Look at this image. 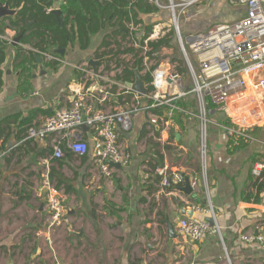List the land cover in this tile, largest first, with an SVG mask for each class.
<instances>
[{"label": "crops", "instance_id": "obj_1", "mask_svg": "<svg viewBox=\"0 0 264 264\" xmlns=\"http://www.w3.org/2000/svg\"><path fill=\"white\" fill-rule=\"evenodd\" d=\"M5 2L9 9L16 10L8 0L0 1ZM53 2L48 12L57 9L59 0ZM226 7L227 0H205L187 10L181 25L184 35L235 21L244 14L242 6L236 15ZM3 18L9 17L0 19ZM169 18L167 11L144 17L155 23H169ZM4 34L16 37L9 26ZM102 35H96L85 51L76 47L64 51L57 71L31 65L29 77L21 81L12 67L15 46L19 44L6 50L0 67V264H264V246L245 244L240 239L241 234L264 225V191L258 203L244 201L249 193L252 198L257 196L250 176L256 163L264 164V124L247 130L244 146L237 148L235 142L230 144L229 134L216 124L225 119L219 116L209 126L205 182L197 157L196 119H190L180 133L164 120L168 124L155 130L145 123L147 113H136L131 130L120 135L130 162L126 167L113 166L109 181L90 166L93 142L91 134L86 133L88 154L84 160L73 156L49 163V169L66 180L67 191L59 186L66 221L53 231L47 230L43 197L38 190L48 148L32 142L21 146L20 152H12L22 141L18 139L20 124L14 116L25 118L40 110L44 113H38L33 122L39 123L55 108L69 106L77 85L87 80L83 69L88 68L89 59H94ZM23 48L28 50L29 46ZM90 82L97 88L93 77ZM146 128L153 131V136L156 134L151 141L144 138ZM170 133L175 135V141L181 139L178 160L163 149L166 144L175 146L169 143ZM159 157L163 159L161 167L157 165ZM154 165L157 167L153 173ZM157 169L180 173L189 180L191 194L180 191L184 183L174 188L154 183ZM52 181L57 185L55 177ZM204 183L225 252L217 236L209 235L193 243L175 232L174 221L184 216L183 211L189 212L191 205L205 206ZM148 185L154 188L151 193L146 191ZM168 223L174 228L172 236Z\"/></svg>", "mask_w": 264, "mask_h": 264}, {"label": "built area", "instance_id": "obj_2", "mask_svg": "<svg viewBox=\"0 0 264 264\" xmlns=\"http://www.w3.org/2000/svg\"><path fill=\"white\" fill-rule=\"evenodd\" d=\"M147 1L159 11L168 12L169 23L153 25L142 45L131 34L124 40L117 38L119 46L112 44L110 49L113 52L120 50L121 53L98 66L95 75L97 88L94 82H90L92 70L83 69L87 80L74 89L75 98L70 105L55 108L51 115L27 129L26 140L45 144L51 151L42 160L45 167L40 175L38 190L40 197H43L45 224L49 232L66 221L63 198L59 188L49 178V163L63 157V148L77 158L88 154L83 126L91 134L93 142L90 166L109 181L112 175L109 163L126 167L130 162V155L120 135L131 130L137 111L143 106L146 110L159 106L173 109L172 102L192 96L197 107L198 160L205 182L209 126L218 118V113L225 114L230 127L220 122L216 124L228 134H244L264 124V0H228L230 5L238 4L244 8L240 18L216 23L203 32L187 35H182L180 31L181 19L187 10L205 0ZM129 29L131 32L135 30L132 26ZM170 32H173L176 52L173 47H163L154 53L147 46L149 41L165 38ZM0 39L8 43L13 41L5 34ZM128 48L139 49V55L124 53ZM45 58L55 60L49 55H45ZM136 61L142 68L140 75L149 74L151 78V89H147L146 95L141 98L130 90L128 82L116 80V76L122 75L126 67L134 68ZM129 94L131 96L128 98ZM147 116L149 125L155 130L168 124L149 112ZM263 168V163H256L252 167V175L260 177ZM156 172L161 177L159 185L162 188H174L184 183L180 173H167L164 169H157ZM204 186L206 188V183ZM205 193V206L191 205L192 216L184 215L175 220V232L193 243L201 242L209 235L217 236L225 252L207 188ZM200 215H205L212 223ZM240 239L245 244L264 246V225L241 234ZM226 261L230 263L228 259Z\"/></svg>", "mask_w": 264, "mask_h": 264}, {"label": "trees", "instance_id": "obj_3", "mask_svg": "<svg viewBox=\"0 0 264 264\" xmlns=\"http://www.w3.org/2000/svg\"><path fill=\"white\" fill-rule=\"evenodd\" d=\"M8 1L10 5L16 9V14L13 18L0 19V36L4 35L5 28L9 26L14 30L15 36L20 37L19 45L15 46L16 54L12 62V67L18 73L20 81L21 79L26 80L29 77V67L31 65L35 67L42 66L53 72L57 71L58 67L62 64L64 56L55 53V50L62 49L67 52L76 47L78 51H85L90 47L92 39L100 33H103V35L98 50L93 54L94 59H100L105 56L113 58L115 55L121 53L120 50L113 52L110 46L114 44L118 47L117 38L124 40L129 34L133 37H137L138 40H135V38L134 40L142 45L143 41L151 33L153 25L156 24V21H146L144 17L147 15H154L159 11L156 6L149 3L147 0H59L57 6V9L61 13V22H59L52 11L48 12V9L54 6L53 0ZM130 26L135 28V30L131 32L129 29ZM174 43L173 32H170L165 38L149 41L147 46L150 47L154 53H158L163 47H175ZM11 45L12 43L0 39V67L5 61L6 50ZM24 45L25 47L29 46V49L25 50L23 48ZM124 53H131L137 57L140 50L128 48L124 50ZM45 55L52 56L55 60H46ZM36 57L40 58V64H37ZM133 67L137 68L139 71L142 70L139 61H136ZM132 69L133 68L126 67L122 75L116 76V80L128 83L132 82L134 80ZM77 75L80 77L81 73ZM83 75L82 73V76ZM142 80L147 86V89L150 90L149 83L151 82V78L149 74L142 76ZM130 96L131 94L128 95V98ZM172 105L174 106L173 109L169 106H159L148 110L143 106L137 113L140 111L143 114L149 112L160 117L164 121H170L181 133V131H185L190 119L193 118L194 122L197 120V118L194 117L197 114L196 102L192 96H187L172 102ZM38 113L43 114L44 112L36 110L25 118H21L18 115L14 116L15 120H18L20 124V135L18 139L22 141L14 150L12 149V152H20L21 146H27L32 143L30 140L25 139L26 132L29 127L37 124L33 122ZM168 114H170V117H168ZM222 123L223 126L230 127L228 120L224 119ZM179 131L177 134H179ZM246 135L247 133L229 134L230 144H234L235 142L237 148L243 147L244 144L242 142L245 140ZM197 138L196 142L198 143ZM175 139V135L170 133L169 143H173L175 146L166 144L163 149L167 155L174 156L175 159L178 160V147L181 144V139L178 141H175ZM47 151L48 157L51 151L50 149ZM63 154V158L53 159L52 161L61 162L62 159H71L74 156L65 148H63ZM45 156L46 155L43 157ZM191 156L194 157V154L192 153ZM84 158H86L85 155L82 156L81 159L84 160ZM162 162L163 159L159 157L157 159V165L161 167ZM157 165L151 167L153 173ZM59 174L60 173L53 169H49V178L52 180L54 177L56 178L57 188L63 185L67 191L66 180ZM160 180L161 177L155 173L152 181L154 183H159ZM250 181H252L251 186L255 188L257 196L252 198L249 193L244 197V201L258 203L260 201V193L264 191V173H262L260 177L254 179L251 175ZM153 190L154 188L151 185L146 187L148 193H151Z\"/></svg>", "mask_w": 264, "mask_h": 264}, {"label": "water", "instance_id": "obj_4", "mask_svg": "<svg viewBox=\"0 0 264 264\" xmlns=\"http://www.w3.org/2000/svg\"><path fill=\"white\" fill-rule=\"evenodd\" d=\"M16 13V10H11L9 9V6H8V3L5 2L4 4H1L0 3V18L2 17H14ZM52 13H54L56 15V17L58 18V21L61 22V19H60V11L58 9H55V10H52ZM19 41H20V37L17 36V37H14L13 38V41H12V45H17L19 44ZM55 53L63 56L64 55V50L62 49H58V50H55ZM37 61H41L40 58L36 57ZM109 59V56H105V57H102L100 59H89L88 62H87V67L90 68L92 70V73H93V80H96V71H97V68L98 66H100L101 64H104L106 62V60ZM132 73L134 75V80L133 82L131 83H127L128 87L130 88V90L134 93H136V95L138 97H143L146 95L147 93V88L145 86V83L144 81L142 80V76L140 75L139 73V70L137 68H133L132 69ZM218 116L220 118H224L225 117V114L223 112H220L218 113ZM82 130L87 133V128L86 127H82ZM109 165L111 167L115 166V167H119L118 165L116 164H111L109 163ZM180 191L186 195H189L191 194L192 192V189H191V185H190V182L188 179H184V186L182 188H180ZM183 214L185 216H192L193 212L192 211H189V212H185L183 211ZM207 221L209 223H212L211 219H207ZM168 230H169V234L172 236L173 235V232H174V228H173V225L171 223H168ZM59 264H63L62 262H59Z\"/></svg>", "mask_w": 264, "mask_h": 264}, {"label": "rangeland", "instance_id": "obj_5", "mask_svg": "<svg viewBox=\"0 0 264 264\" xmlns=\"http://www.w3.org/2000/svg\"><path fill=\"white\" fill-rule=\"evenodd\" d=\"M226 8H228V10L230 11V12H232V14H234V15H236V12H237V10H238V8H240L239 7V5L238 4H235V5H230L229 3H228V0H227V7ZM184 17V16H183ZM182 21H183V18L181 19V25L183 26V24H182ZM182 26H180V31L182 32V35H184V32L182 31ZM174 47V46H173ZM187 49V48H186ZM174 50H175V52L177 51V48L176 47H174ZM187 52H189L188 50H187ZM145 119V123L146 122H148V119L146 120V118H144ZM151 128H152V126L151 125H149ZM147 127V126H146ZM146 130H148L147 132H146V137H144V138H146V139H148V140H153L154 139V136L156 135H154L153 136V131L152 130H150V129H147L146 128ZM149 132H150V134H151V137H150V135H149ZM152 132V133H151ZM156 138V137H155Z\"/></svg>", "mask_w": 264, "mask_h": 264}]
</instances>
